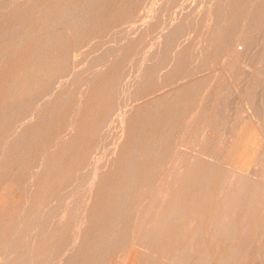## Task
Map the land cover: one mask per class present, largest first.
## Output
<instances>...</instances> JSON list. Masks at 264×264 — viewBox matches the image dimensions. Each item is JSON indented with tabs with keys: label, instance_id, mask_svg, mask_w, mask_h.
<instances>
[{
	"label": "rangeland",
	"instance_id": "obj_1",
	"mask_svg": "<svg viewBox=\"0 0 264 264\" xmlns=\"http://www.w3.org/2000/svg\"><path fill=\"white\" fill-rule=\"evenodd\" d=\"M4 1L5 0H3V2L1 1V3L3 4ZM9 1H10V3H9ZM34 1H36L35 2L36 4L34 3ZM54 1H56V0H52V2H54ZM85 1H86V4L91 2V0H90V2H89V0H64L61 2L59 0V2H60L59 6H57L55 11L52 12L51 10H52L54 5L52 2H49V0H44V1L43 0H18V1L17 0H6L4 5L6 7L8 5V7L5 9L3 15L0 16V18H1L0 19V35H1L0 36V44H1L0 45V108H1L0 112L2 113L3 111L6 110L5 111L6 113L3 112L5 115V118H4L5 125H4V128L1 129V132H0V137H1L0 138V154L3 152L2 151L3 150L2 146H4L3 144L6 145V142L8 141L7 143L10 145L13 142V140H15L14 138L18 137V136H16L18 133L16 134L15 131H19V129H23V132H25V134H24L25 138L23 137L24 140L22 141L23 145L20 147L21 150L18 151L20 155H22V153H24L22 163H24L26 166V167H24L25 169L22 170L21 174L17 176V180L20 182L19 183L13 182L8 177H6V178H4V180H5L4 184L5 185H2L3 187L0 189V202L1 201L11 202V201H14L11 199L18 198V199H20L18 201L21 202L23 205L26 204L27 208H28V210L23 215L22 221L20 219L19 214L15 215L13 213H10L7 215V217H9L10 220L12 218H14V221H12V224L14 222V225H9L5 229L4 232L6 234H13L11 239H16V241H17L16 247L18 249L21 247L23 249V248H25L26 245H30L32 243L31 238L36 233H41V232L51 233L53 230H56L57 227L60 228L59 229L60 231L65 232L66 235H69L70 233L71 234L72 233H75V234L81 233L83 235L86 231L94 230L97 233H102V236H100V235H98V236L101 237V240H103V237H105L106 233L112 232V231L116 232V229L113 230L114 220L112 219V217H114V216H112V214H111L112 212L115 213L116 210H117L116 212H119L118 213L119 216L123 217L122 218L123 220L119 223L120 227H122L121 232H123L124 229L127 230V228H124V227H125V225H128V223L126 224V221H124V220H127V217L131 214V212L133 210L139 209V207H138L139 205L137 204V200H132V198H131L132 193H129L128 195L124 196V193L122 192V188H124V190L126 189V186H125L126 181L122 180L124 172L123 173L121 172V170L123 169V166H122L123 157L127 155V157L129 158L130 157L129 151L138 145V143H135L133 138H134V133H135L136 129L138 131L140 117L143 115L144 110L146 109L145 107L149 104L153 105L155 102H152V101L159 99V97H162V95L169 96L171 93L176 94L177 91H179L181 87H182L181 89H184V87H185V89H187L189 94H190L189 97L187 98V104H189L191 106L199 105V102L205 97V95L210 97V94H213V97L216 98V103H215L214 107L219 106V108H223L222 113L225 112V114L223 113L222 116L220 118H218V120L221 119L220 120L221 123L218 122V125L215 127V136L217 138H220V134H222L224 132L223 133L224 135H222V136H224L226 138L225 145L222 146V148H221L222 150L219 153H222L225 151L223 153V155H224L226 153L225 149L227 147H229V145H227V144L230 143V141L232 142L233 139L234 140L236 139V143H237V141H239V137H242V138H244V140L246 139V142L250 145L247 148H240L239 150H237L238 156H240L241 153H242V155H245V153L248 154L247 163L251 164V165H248V167L250 168L249 169L250 173L252 175H254V177L257 176V174H259V171L261 170V168L264 170V161H263L264 160V156H263V154H264V96L262 94V92L264 93V41H262V40H264V39L259 38V37H262L263 32H264V19H263V17H264V9H263L264 8V0H258V1L257 0L256 1H253V0L250 1L249 0L250 2L248 0H227L229 2H227L226 0H218L220 3H218L216 0L215 1L212 0L213 2L211 0H203V1L202 0H200V1L194 0V2H193V0H191V2H190V0L189 1H187V0H132V1L131 0H114V1L113 0H98L97 4H95V5H93V3H90L94 7L91 5L84 4ZM152 1H155V2H152ZM185 1L187 4L184 3ZM204 1H207V2H204ZM208 1H210V2H208ZM231 1H232V3L235 2L234 4L236 5V7L234 4L231 3ZM181 2H182V4H181ZM192 2H193V4H191ZM224 2H226V3H224ZM258 2H259V4H258ZM63 3L64 4L66 3V4L64 5ZM144 3H145V6H144ZM152 3H154L155 5ZM206 3H207V5H206ZM229 3H231L232 5ZM183 4L184 5L186 4V5L183 7ZM200 4H202V5H200ZM215 4H216V6H215ZM252 4L254 5L253 6L254 10L252 9ZM226 5H228V6H226ZM233 5H234L235 9H233ZM16 6H17V8H15ZM78 6L79 7L82 6L83 9L79 8ZM199 6H200V8H199ZM205 6H206V8H205ZM223 6L225 7V9H223L224 8ZM12 7H14V8H12ZM153 7H155V8H153ZM181 7H182V9H181ZM190 7L192 9H190ZM45 8H46V10H49V13H50V11L52 13H50V14L48 13L49 15L43 13ZM75 8H77V9H75ZM86 8L87 9L89 8L88 11H86ZM188 8H189V10H188ZM255 8H257V9L255 10ZM17 10L19 12H21V11L25 12V14L22 17H20V19L18 21L10 19L8 14H11L13 12H17ZM69 10L71 12H73L74 10L75 11L71 15V12ZM84 10H85V13L83 12ZM177 10L180 12H178ZM181 10H183L184 12ZM205 10H206V14L204 12ZM240 10H243V11H240ZM39 11L42 13H40ZM64 11H66V12H64ZM151 11H152V13H151ZM187 11H192V12H188V15H187V13H186ZM220 11H222V13ZM224 11H226V12H224ZM78 12L82 13L83 16L81 14V17H80V14H77ZM223 12H224V14H223ZM255 12H256V14H254ZM146 13H147V15H145ZM154 13H155V16L153 15ZM237 13L239 16L237 15ZM41 14L44 16V18ZM67 14L69 15V17L67 16ZM148 14H150V15H148ZM162 14H164V15H162ZM181 14H184V15L182 16ZM37 15H40V17H42L43 20H42V18H39V16H37ZM54 15H56V16H54ZM63 15H65V16H63ZM75 15L78 18H80L81 20L77 18L79 20L78 21L76 19ZM173 15H174V17H173ZM175 15H176V17H175ZM178 15H181V16H178ZM205 15H207V16L205 17ZM235 15H237V16H235ZM252 15L253 16L255 15L254 20H253ZM256 15L258 18H255ZM153 16H154V18H153ZM184 16H185V18H184ZM213 16H215V17H213ZM220 16H221V18H219ZM49 17H50V19H49ZM74 17H75V19H74ZM177 17H179V18H177ZM186 17H188L190 19H188ZM36 18H37V20H36ZM105 18H107V19H105ZM180 18L181 19L183 18L184 20L182 19V21H180L181 20ZM72 19L75 20L74 23L72 22L73 21ZM195 19H196V21H195ZM219 19L222 20L223 22L220 21ZM1 20L4 21L3 26H2ZM56 20H57V22H56ZM103 20H105V21H103ZM168 20H169V23H168ZM190 20L192 21L193 28L196 30L198 29L197 30L198 33L196 32V30L194 32L193 28L191 30L192 25H191V23L189 24V22H191ZM209 20H211V21H209ZM215 20H216V22H215ZM5 21H6V23H5ZM38 21H41V22H38ZM109 21H110V23H108ZM166 21H167V23H166ZM170 21H171V23H170ZM176 21H178L180 23H178ZM204 21H205V23H204ZM238 21H239V23H238ZM260 21H261V23H260ZM53 22H55L57 24H55ZM62 22H64L66 25H64ZM68 22H69V25H68ZM70 22L73 23L72 26H71ZM132 22H134V23L138 22V23H136L137 25H135V24H132ZM175 22L177 24H173V25H176V27L177 26H179V27L176 28L175 26H171L172 23H175ZM186 22L188 23V25ZM41 23H42V25H40ZM214 23H215V25H212ZM259 23L261 24V26ZM23 24H25V25H23ZM61 24H62V26H61ZM76 24H78V25H76ZM232 24H234V25H232ZM21 25H23V26H21ZM167 25L171 26V27L169 26L170 27L169 30H167L168 29ZM186 25H187V27H186ZM249 25L250 26L252 25V26L250 27ZM6 26H8V27L6 28ZM52 26H53V28L51 29ZM134 26L136 27L135 29L133 28ZM243 26L246 29V32H244L242 37H240V38H238V36L236 35V42L233 44L232 47L228 46L227 41H229L230 35L234 34L232 32L234 30H236V34H237L238 31ZM44 27H46V28H44ZM164 27H166L165 28L166 30L164 29ZM211 27H212V29H210ZM232 27H234V28H232ZM262 27H263V29H262ZM116 28L117 29L120 28V29L117 30ZM139 28H140V30H139ZM180 28H181V30H180ZM184 28H187V30L186 29H185L186 31L183 30V33H184V36H183L181 31ZM203 28H205V29L203 30ZM237 28L239 30H237ZM4 29L6 30V34L3 35L2 32H5ZM126 29H128V30H126ZM38 30H40V31H38ZM138 30H139V32H138ZM160 30H162L161 33L159 32ZM170 30L172 31V33L171 32L169 33ZM212 30H213V32H212ZM227 30H228V32H227ZM252 30H254V31H252ZM52 31L54 32L55 35L51 34V33H53ZM114 31H115V33H114ZM35 32H36V34H34ZM178 32L179 33L181 32V34H179ZM27 33H29V34H27ZM78 33H80V34H78ZM135 33H136V35H133ZM185 33H186V37H185ZM223 33L225 36H223ZM50 34L53 35L52 38H54V40L51 38ZM162 34L164 35V37H162L163 36ZM173 34L176 35L175 38H174ZM97 35H99V36H97ZM116 35H118V36H116ZM126 35H127V38H126ZM131 35H133V36H131ZM180 35H182V37ZM22 36H24V37L20 38ZM46 36H50L49 37L50 39L49 38L47 39ZM112 36L114 38H112ZM157 37H159L160 39H157ZM165 37H167L168 39ZM211 37H213L214 40ZM44 38H45V40L49 41V43L52 42V43H50L51 45L48 44L47 42H45ZM177 38H178L179 42L177 40L175 41V39H177ZM262 38H264V36ZM17 39H19V40L23 39L22 42H21V40L18 41L20 43V45H18L19 43L17 42ZM113 39H115V40H113ZM225 39H227V41ZM243 39H244V42H243ZM91 41H92V43H91ZM154 41H155V43H154ZM159 41H160V43H159ZM172 41L174 44H172ZM209 41H210V43H209ZM6 42H8V43H6ZM184 42H186V43H184ZM240 42H242V43H240ZM109 43H110V45H108ZM119 43H121V44H119ZM151 43H152V45H151ZM157 43H159L158 44L159 47L157 46ZM180 43H183V44H180ZM112 44L116 45V46L113 47ZM117 44H119V45H117ZM171 44H172V47H170ZM178 45H179V47H178ZM235 45H237V46H235ZM249 45H251L252 47ZM47 46L49 48H47ZM195 46H197L198 48L197 47L195 48ZM245 46H247V48ZM248 46H249V48H248ZM111 47L113 49H111ZM156 47H158V48H156ZM101 48L104 49L103 51H101L103 54H101L99 52L101 50ZM178 48H179V51H178ZM94 49H95V51H94ZM105 49H108V50H105ZM151 49H153L154 51L153 50L151 51ZM174 50H176V51L174 52ZM220 50H221V52H219ZM233 50H234V52L236 51V57H234L233 59L227 60V57L229 58L231 56L230 53H232ZM251 50H252V52H250ZM105 51H106V53H104ZM107 51L109 54H107ZM162 51L163 52L165 51V52L163 53ZM147 52H150L149 54H151V55L150 56L147 55ZM151 52L153 54L156 52L157 57H156V54L153 55ZM161 52H162V55H161ZM196 52H198V53H196ZM243 52H244V56H243L244 59H242L243 58L242 57ZM94 53L95 54L97 53V54L95 55ZM93 54L95 55L96 58L94 57ZM144 54H146L145 55L146 57L144 56ZM98 55H100V57ZM176 55L178 56L177 59L175 58V57H177ZM195 55H196V57H194ZM73 56H74V58H73ZM84 57H86V58H84ZM75 58H76V60H75ZM88 58H89V60H87ZM151 58L153 61L151 60ZM2 59H3V61H2ZM105 59L106 60L109 59L110 61L109 60L106 61ZM157 59H159V60H157ZM145 60H147V61H145ZM1 61H2V63H1ZM13 61H17V64L15 65ZM84 61H85V63H84ZM87 61H88V63H87ZM93 61H96V62H93ZM101 61H103L105 63L103 64V62H101ZM226 61H229V62H227V69H226V67L225 68L223 67V65L224 66L226 65V63H225ZM81 62H82V64L84 63L85 65L83 64L82 67H80V69H79L78 67L81 65ZM91 62H93V63H91ZM107 62H109V63L107 64ZM171 62H172V64H171ZM140 63H141V65H140ZM106 64H107V66H105ZM35 65H36V67L37 66H43V69H42L43 71H40V73H36V71L33 70L34 69L33 66H35ZM133 65H135V66H133ZM213 65L215 68L213 67ZM15 66L20 72V79H19V82L16 83V88H17L16 93H15L16 98L14 99V100H16V102L14 103V100H13V74H11V73L13 72V70L16 69ZM84 66H85V68H84ZM86 66H87V68H86ZM103 66H104V68H103ZM140 66H142V68ZM88 67H90V68H88ZM76 68H77V70H76ZM81 68H83V69H81ZM100 68H103L102 71ZM223 68L227 71V74L225 71V74H226L225 77H223L222 75L221 76L219 75L220 71L221 72L224 71ZM69 69H70V73H73V74L69 73ZM244 69H247L248 71L250 70L249 73L246 71L247 75H248L247 78H245L246 80L243 78L244 76L246 77V72ZM81 70H83L84 72ZM97 70L99 71V73ZM235 70H236V72H235ZM75 71L77 73H75ZM67 72L69 73L68 75H66ZM141 72L142 73L144 72L145 74H142ZM159 72L161 74H159ZM215 72H216V74H215V79H214V73ZM62 73H64V74H62ZM78 73H79V76L77 75ZM91 73H93V74H91ZM96 73H98V75ZM170 73H172V74H170ZM257 73H259V74H257ZM136 74H138V75H136ZM211 74H212V77H211ZM70 75L72 77H70ZM90 75H92L93 77ZM139 75H141L142 77ZM227 75H229V76L227 77ZM241 75H242V77H241ZM256 75H259L260 77L256 76ZM24 76H25V78H24ZM60 76H62V77L64 76V80L66 82H67L66 78L69 77L67 84L64 80H61L63 78ZM254 76H256V78ZM262 76H263V78H262ZM135 77L138 80L137 79L134 80ZM193 77H194V79H193ZM252 77L255 79H252ZM188 78L190 79V81H188L189 80ZM203 78H204V80H203ZM239 78H241V79L243 78V80L241 81V80H239ZM220 79H223V80H220ZM251 79L253 80L252 82H250ZM56 80L57 81L59 80V81L57 82ZM60 80L62 82H60ZM133 80H134V82H132ZM218 80H220V82ZM256 80H257V82H255ZM260 80L262 82H260ZM53 81H54V83H53ZM178 81H179V83H178ZM239 81H241V82H239ZM59 82L62 84H60ZM86 82H87V84H86ZM120 82H122V83H120ZM126 82H127V84L125 85ZM197 82H198V84H197ZM42 83H43V85H42ZM228 83L230 85V86L228 85L229 88L231 89V87H232L231 90H232L233 94H231V95H229V94L232 92H231V90L229 91V88L226 85ZM178 84H180V85H178ZM242 84L244 85V87L242 86ZM248 84H249V87L247 86ZM252 84H254V85H252ZM62 85L63 86L65 85V86L63 87ZM172 85H174V86H172ZM224 85L227 86V89L225 88L226 90L224 89ZM257 85H260V86H257ZM55 86H59L58 87L59 89ZM130 86H133V87H130ZM233 86H235V88ZM240 86H242L243 88ZM51 87H53V88H51ZM213 87H215V88H213ZM250 87H252L251 90H250ZM165 88H168L169 90L165 89ZM212 88L214 89L213 92H212ZM222 88H223V90H222L223 93L220 90ZM47 89H48V91H47ZM129 89H131V90H129ZM133 89H135V90H133ZM161 89H165V90H161ZM197 89H199V90H197ZM208 89H209V91H208ZM240 90H242V92ZM62 92H63V94L61 95L60 93H62ZM116 92H118V93H116ZM205 92H206V94H205ZM220 92H221V94H220ZM41 93L42 94L44 93V94L42 95ZM239 93L240 94L242 93V96H243L242 98H241V95L238 98L237 95H239ZM35 94H36V96H35ZM155 94H157V95H155ZM244 94H245V96H244ZM33 95L35 97H33ZM60 95L62 97V99H61L62 102L59 101ZM222 95H223V97H221ZM248 95L249 96L251 95V96L248 97ZM46 96H47V99L45 100L44 97H46ZM48 96L50 97V99ZM80 96H81V98H80ZM27 97H29L30 99ZM66 97H67V99H66ZM146 97H148V98H146ZM43 98H44L45 102L44 101L42 102L40 100V99L43 100ZM243 98L245 101L242 100ZM84 99L87 100L88 105L84 106L83 101H82ZM117 99L120 101H118ZM250 99L253 100V101H251V103H250ZM33 100H35L34 101L35 104H34ZM121 100H123V101H121ZM141 100H143V101H141ZM219 100L222 101L223 105L220 104L221 102ZM19 101H22V102L25 101L26 103L28 102L30 105L31 104L32 105L31 106L29 105L30 107H27L28 104L26 105L25 102L20 104L21 102H19ZM248 102H249V104H248ZM134 103H136L137 105ZM8 104L9 105L11 104L12 106L10 105L11 106L10 107ZM13 104H15L16 106H19V107L16 108V106L15 105L13 106ZM126 104H128L129 106ZM216 104H217V106H216ZM256 104L258 105V108H256ZM42 105H43V107L41 108ZM48 105L50 106L49 112H47L44 109ZM251 105L256 109H259V113H261V111H262V113H261L262 115L260 114L261 115L260 119L257 118V113H258L257 111L258 110L256 112L253 111L254 108ZM5 106H6V108H5ZM117 107H119L120 109ZM122 107L125 110H123ZM249 107H250V110H249ZM23 108H25V109H23ZM9 109H10V111H9ZM131 109H132V111H131ZM164 109H165V105H162L159 107L158 112L159 113L163 112ZM24 110H25V112H24ZM44 110H45V112H44ZM214 110H216V109H214ZM37 112H38V114H37ZM90 112H92V113L89 114ZM118 112H120V114ZM251 112H253V113H251ZM254 112H255V115H254ZM16 113H17V115H16ZM46 113L50 114V115L48 116ZM71 113H72V115H71ZM232 113H235L236 116H234V114L232 116ZM118 114H119V116H118ZM248 114H249V116H248L249 119L246 118L247 116L245 117V115H248ZM123 115L127 117V122L125 123V125L122 123ZM250 115H252V117ZM71 116H72V118H71ZM233 117H235V118H233ZM27 118H29V119H27ZM112 118H114V119H112ZM252 118L253 119L255 118L256 120L258 119L257 120L258 123L255 122V119L253 120ZM21 119H22V124H19V123H21ZM42 119L44 120V122ZM113 120H114V122H113ZM222 120H223V122H222ZM244 120H245V122H244ZM259 120H260V122H259ZM25 122H28V124L27 123H26L27 125L24 124ZM29 122H30V124H29ZM45 122H47V123H45ZM69 123H71V125H69ZM243 123L245 125H243ZM23 124H24V127L22 126ZM45 125H46V129H43V127ZM119 126H120V128H119ZM240 126H241V128H240ZM107 127H108V129H107ZM257 127H260L261 129H259ZM15 128H16V130H14ZM33 128H37V135H36L37 139L34 138L35 141L33 139L31 141H29L30 140L29 139L30 134H28L29 131H27V130L31 129V131H32ZM117 129H118V131H116ZM193 129H194V132H191V136L188 139H190L193 136L195 137V135H197V134H195V133H197L195 126L193 127ZM44 130H46V131H44ZM103 130H106V131L102 132ZM26 131H27V133H26ZM137 131H136L135 136H137V134H138ZM105 132H107V133L104 134ZM117 132H118V134H117ZM220 132H222V133H220ZM13 133L15 134V136ZM115 133H116V135H115ZM122 133H124V136ZM198 133H200V132H198ZM104 135H105V138H103ZM75 137L78 138L77 140H79V141H77V144L75 145V150L77 151V153L65 155V157L62 159L63 164H61L62 160L58 164H54V161L59 160V156H60V153L58 152V150L60 148H56V147H58V146H56V143L60 139L62 142L68 143V142H71L73 140V138H75ZM113 137H114V140H113ZM232 137H234V138H232ZM107 138H108V140H107ZM4 139H5V141H4ZM64 139H65V141H64ZM229 139H230V141H229ZM119 141H120V143H119ZM99 144H100V147H99ZM106 144H108V145L106 146ZM112 144H113V146H112ZM190 145L187 144L186 147H184L186 151L191 150L188 153H191L193 150H194L193 152L195 153L196 149L202 148V152L204 153V155L206 157L210 158L207 155L206 150H204L203 146L200 148V145H198V144H195V146L194 145L190 146ZM34 146H35V148H34ZM50 147H52V152H53L51 161L54 164V166L51 165L52 166L51 169H50L51 166H48L47 168L44 166L45 165L44 160H43L44 158H42V157H44L43 154L46 151H49L48 149ZM98 148H99V150H98ZM53 149H54V151H53ZM199 149L197 150L198 152H199ZM219 149H220V147H219ZM256 150H257V153L255 154ZM104 152H105V154H104ZM193 152L191 154H194ZM198 152H196L195 154H197ZM27 153L29 154V156L27 155ZM110 154H111V156H110ZM213 155H214L213 158L216 159L217 155H218L217 151L214 152ZM40 156H41V158H40ZM74 158H76L75 162H74ZM261 158H262V160H261ZM90 159H91V161H90ZM20 161H21V158H20ZM35 164H36V166H34ZM98 164L100 166H98ZM88 165L90 166V168ZM95 165H97V167ZM39 166H41L42 168ZM37 167H38V169H37ZM52 170L55 171L54 174H52ZM84 170H86V173ZM80 172H82V174ZM95 172L97 174H99L98 179L95 182L97 184L95 186V188H98V189L93 191V196H92V195H90L91 191H89V189L91 188L90 186L93 184V181H91V180H92ZM76 176H78V177L76 178ZM33 177L34 178L36 177V179H33ZM89 179H91V180H89ZM34 180H35L34 189L37 188L38 185L40 187H43V185H44L45 191L43 192V190L41 188L40 192L39 191L34 192L33 194H30V197L29 196L25 197V193H28L30 191L31 184L33 183ZM75 183H77V184H75ZM114 186L115 187L117 186L118 189H121V194L123 197H125V201L121 200V201H119V204H120V206H122L121 204L123 203L124 206L126 205L125 207L123 206V207L119 208L120 207L119 206L117 209H115V203H116L115 196L112 195V200H111V189ZM17 189L19 190V192H17ZM65 194H66L67 198L65 197ZM17 195H20V196H17ZM73 198H74V200H72ZM80 199H82V200H80ZM53 203H55V204H53ZM66 203L68 204L67 207H66V205H67ZM80 205H82V206L80 207ZM94 205L96 206V208L95 209L93 208L92 209L93 211H91V207ZM83 206H84V208H83ZM64 207H65V209H64ZM71 207H73V208H71ZM44 209H46V210H44ZM48 209H50V211ZM82 209H83V211H82ZM131 209H132V211H131ZM84 210H85V213H84ZM129 211H131V212H129ZM14 215H15V217H14ZM63 215H65V216H63ZM41 216H43V217H41ZM61 216H62V218L64 217L63 220H62ZM85 216H87L88 218L85 219L84 221H82ZM59 217L61 218V221H60ZM104 218H106V219L104 220ZM18 219H19V221H18ZM86 220H87V222H85ZM40 221H42V222L40 223ZM23 222H25L24 225H23ZM81 222H83V224ZM110 223L112 224V226L110 225ZM24 226H25V229H23ZM78 226H80V228ZM47 228H48V230H47ZM262 228L264 231V222L262 223ZM107 229H109V231ZM30 235H32V236H30ZM14 236H16V237H14ZM1 239H4V240H1ZM1 239H0V259L3 260L2 253H4L5 250H7L8 248H12V246L9 247V239L8 238H2L1 237ZM124 241L125 242L127 241V242L126 243L123 242L120 245V248H117V245L113 246L111 244V248L106 247V248L99 249L100 254H102L104 252L103 253V259L104 260L102 262H100V264H146V259L143 257V254H142L143 250H141L140 247L134 246V244L130 240L129 236L125 237ZM4 242H6V243L4 244ZM62 248L68 249L66 244L62 245ZM3 250H4V252H3ZM257 251H258L260 258L254 259L252 262H250L248 264H263L264 263L263 262L264 261V254H263L264 253V240L261 242L260 245L257 246L256 253H257ZM58 255L61 256L62 253L61 254L59 253ZM261 255H263V256H261ZM261 258L263 260L262 263H261ZM49 259L50 260H49L48 264H61L62 263L60 261H59L60 263L58 261H57V263H55L56 262V261H54L55 259L54 260L51 258H49ZM259 261H260V263H259ZM47 262H48V260L46 262H44L43 264H47ZM91 262H92V260L91 261L86 260L85 264L91 263Z\"/></svg>",
	"mask_w": 264,
	"mask_h": 264
},
{
	"label": "bare ground",
	"instance_id": "obj_2",
	"mask_svg": "<svg viewBox=\"0 0 264 264\" xmlns=\"http://www.w3.org/2000/svg\"><path fill=\"white\" fill-rule=\"evenodd\" d=\"M1 1L3 2V0H0V16L3 15L5 9L7 7L4 5V3L2 4ZM18 1V0H17ZM44 1V0H43ZM64 1V0H60ZM98 0H89L90 3H93V5L97 4ZM114 1V0H113ZM132 1V0H131ZM189 1V0H187ZM196 1V0H195ZM200 1V0H199ZM198 1V2H199ZM203 1V0H202ZM212 1V0H211ZM215 1V0H214ZM218 3H220L218 0H216ZM227 1V0H226ZM249 1V0H248ZM251 1V0H250ZM249 1V2H250ZM256 1V0H253ZM258 1V0H257ZM16 2V1H15ZM36 1H34L35 3ZM49 2H52V0ZM59 0H56L53 3V8H52V12L55 11V9L57 8V6H59L60 4ZM155 2V1H152ZM161 2V1H160ZM191 2V0H190ZM194 2V0H193ZM193 2L191 4H193ZM207 2V1H204ZM210 2V1H208ZM213 2V1H212ZM222 2V1H221ZM229 2V1H227ZM10 3V1H9ZM19 3V2H18ZM90 3L86 4V1L84 4L86 5H91ZM172 3V2H171ZM186 3V1L184 2ZM189 3V2H188ZM217 3V4H218ZM226 3V2H224ZM232 3V1H231ZM229 3V4H231ZM235 3V2H234ZM232 3V4H234ZM256 3V2H255ZM12 4V3H11ZM36 4V3H35ZM34 4V5H35ZM64 4V3H63ZM66 4V3H65ZM64 4V5H65ZM83 4V5H84ZM154 4V3H152ZM157 4V3H156ZM182 4V2H181ZM187 4V3H186ZM185 4V5H186ZM197 4V3H196ZM231 4V5H232ZM259 4V2H258ZM13 5V4H12ZM63 5V6H64ZM74 5V4H73ZM81 5V4H80ZM91 5V6H93ZM104 5V4H103ZM155 5V4H154ZM183 4V7L185 6ZM202 5V4H200ZM207 5V3H206ZM212 5V4H211ZM235 5V4H234ZM233 5V9H235ZM18 6V5H17ZM17 6L15 8H17ZM45 6V5H44ZM85 6V5H84ZM131 6V5H130ZM145 6V3H144ZM153 6V5H152ZM159 6V5H158ZM195 6V5H194ZM216 6V4H215ZM225 6V5H224ZM223 6V7H224ZM228 6V5H226ZM248 6V5H247ZM253 4H252V9H253ZM257 6V5H256ZM10 7V6H9ZM38 7V6H37ZM74 7V6H73ZM79 7V6H78ZM87 7V6H86ZM94 7V6H93ZM157 7V6H156ZM178 7V6H177ZM14 8V7H12ZM40 8V7H39ZM64 8V7H63ZM79 8H82L79 7ZM78 8V9H79ZM130 8V7H129ZM155 8V7H153ZM152 8V9H153ZM165 8V7H164ZM200 8V6H199ZM206 8V6H205ZM209 8V7H208ZM244 8V7H243ZM259 8V7H258ZM38 9V8H37ZM67 9V8H66ZM65 9V10H66ZM77 9V8H75ZM83 9V8H82ZM89 9V8H88ZM88 9L86 8V11H88ZM98 9V8H97ZM180 9V8H179ZM182 9V7H181ZM190 9H192L190 7ZM225 9V7L223 8ZM247 9V8H246ZM251 9V8H250ZM257 8H255L256 10ZM264 9V8H263ZM262 9V10H263ZM12 10V9H11ZM46 10V8H45ZM43 13L48 14L49 10H46ZM126 10V9H125ZM145 10V9H144ZM189 10V8H188ZM207 10V9H206ZM206 10L204 11L206 14ZM254 10V9H253ZM50 11V13H52ZM70 11V10H69ZM75 11V10H74ZM71 12V15L72 13ZM77 11V10H76ZM80 11V10H79ZM93 11V10H92ZM149 11V10H148ZM158 11V10H157ZM178 11V10H177ZM183 11V10H181ZM186 11V10H185ZM197 11V10H196ZM199 11V10H198ZM243 11V10H240ZM259 11V10H258ZM40 12V11H39ZM66 12V11H64ZM85 13V10L83 11ZM180 12V11H178ZM184 12V11H183ZM188 12H192V11H187V15ZM211 12V11H210ZM222 13V11H220ZM226 12V11H224ZM223 12V14H224ZM254 12V11H253ZM6 13V12H5ZM42 13V12H40ZM49 13V14H50ZM152 13V11H151ZM156 13V12H155ZM155 13L153 14L155 16ZM163 13V12H162ZM182 13V12H181ZM185 13V14H186ZM25 14V12H19L17 10V12H13L11 14H8L9 18L12 20H19L20 17H22ZM39 14V13H38ZM48 14V15H49ZM54 14V13H53ZM64 14V13H63ZM81 14L82 13H77ZM140 14V13H139ZM174 14V13H173ZM177 14V13H176ZM227 14V13H226ZM232 14V13H231ZM243 14V13H242ZM256 14V12L254 13ZM42 15V14H41ZM52 15V14H51ZM66 15V14H65ZM63 15V16H65ZM147 15V13L145 14ZM150 15V14H148ZM152 15V14H151ZM164 15V14H162ZM182 16L184 14H181ZM178 15V16H181ZM238 15V13H237ZM235 15V16H237ZM245 15V14H244ZM251 15V14H250ZM30 16V15H29ZM40 17V15H37ZM36 16V17H37ZM43 16V15H42ZM56 16V15H54ZM62 16V17H63ZM67 16L69 17V15L67 14ZM66 16V17H67ZM76 16V15H75ZM83 16V14H82ZM87 16V15H86ZM153 16V18H154ZM193 16V15H192ZM195 16V15H194ZM207 15H205L206 17ZM211 16V15H210ZM224 16V15H223ZM229 16V15H228ZM227 16V17H228ZM239 16V15H238ZM253 16V15H252ZM255 16V15H254ZM254 16H253V20H254ZM28 17V16H27ZM174 17V15H173ZM176 17V15H175ZM203 17V16H202ZM212 17V16H211ZM210 17V18H211ZM215 17V16H213ZM244 17V16H243ZM242 17V18H243ZM44 18V16H43ZM42 18V20H43ZM52 18V17H51ZM78 17L76 16V19ZM179 18V17H177ZM185 18V16H184ZM188 18V17H186ZM193 18V17H192ZM221 18V16L219 17ZM233 18V17H232ZM235 18V17H234ZM239 18V17H238ZM249 18V17H248ZM255 18H258L257 15ZM1 19V18H0ZM48 19V18H47ZM50 19V17H49ZM61 19V18H60ZM75 19V17H74ZM80 19V18H78ZM77 19V20H78ZM85 19V18H84ZM90 19V18H89ZM88 19V20H89ZM107 19V18H105ZM143 19V18H142ZM164 19V18H163ZM170 19V18H169ZM181 19V18H180ZM183 19V18H182ZM182 19L180 21H182ZM190 19V18H188ZM205 19V18H204ZM213 19V18H212ZM211 19V20H212ZM226 19V18H225ZM252 19V18H251ZM264 19V17H263ZM262 19V20H263ZM37 20V18H36ZM41 20V19H40ZM69 20V19H68ZM73 20V19H72ZM81 20V19H80ZM144 20V19H143ZM172 20V19H171ZM175 20V19H174ZM184 20V19H183ZM209 20V21H211ZM218 20V19H217ZM220 20V19H219ZM236 20V19H235ZM243 20V19H242ZM246 20V19H245ZM249 20V19H248ZM24 21V20H23ZM79 21V20H78ZM87 21V20H86ZM105 21V20H103ZM151 21V20H150ZM189 21V20H188ZM191 21V20H190ZM196 21V19H195ZM206 21V20H205ZM204 21V23H205ZM213 21V20H212ZM222 21V20H220ZM241 21V20H240ZM258 21V20H257ZM2 22V26L4 24V21L1 20ZM41 22V21H38ZM57 22V20H56ZM73 23L75 22V20L72 21ZM71 23V26L73 25V23ZM77 22V21H76ZM141 22V21H140ZM178 22V21H176ZM172 23L171 26H175L173 24H177V23ZM216 22V20H215ZM223 22V21H222ZM6 23V21H5ZM15 23V22H14ZM13 23V24H14ZM55 23V22H53ZM60 23V22H59ZM64 25H66L64 22H62ZM110 23V21L108 22ZM107 23V24H108ZM138 23V22H136ZM136 23L132 22V24L137 25ZM144 23V22H143ZM148 23V22H147ZM164 23V22H163ZM167 23V21H166ZM169 23V20H168ZM171 23V21H170ZM180 23V22H178ZM187 23V22H186ZM185 23V24H186ZM191 23L192 25V21L189 22V24ZM194 23V22H193ZM209 23V22H208ZM239 23V21H238ZM241 23V22H240ZM251 23V22H250ZM249 23V24H250ZM255 23V22H254ZM261 23V21H260ZM259 23V24H260ZM57 24V23H55ZM79 24V23H78ZM76 24V25H78ZM82 24V23H81ZM219 24V23H218ZM236 24V23H235ZM245 24V23H244ZM252 24V23H251ZM25 25V24H23ZM21 25V26H23ZM42 25V23L40 24ZM51 25V24H50ZM53 25V24H52ZM69 25V22H68ZM128 25V24H127ZM146 25V24H145ZM166 25V24H165ZM169 25V26H170ZM188 25V23H187ZM186 25V27H187ZM212 25H215L212 24ZM222 25V24H221ZM234 25V24H232ZM253 25V24H252ZM251 25V26H252ZM20 26V27H21ZM55 26V25H54ZM57 26V25H56ZM59 26V25H58ZM62 26V24H61ZM83 26V25H82ZM168 26V25H167ZM168 26V29L171 27ZM184 26V25H183ZM196 26V25H195ZM248 26V25H247ZM250 26V25H249ZM250 26V27H251ZM261 26V24H260ZM8 26H6L7 28ZM19 27V26H18ZM50 27V26H49ZM48 27V28H49ZM81 27V26H80ZM97 27V26H96ZM122 27V26H121ZM120 27V28H121ZM132 27V26H131ZM139 27V26H138ZM143 27V26H142ZM162 27V26H161ZM179 27V26H177ZM176 27V28H177ZM257 27V26H256ZM16 28V27H15ZM24 28V27H23ZM46 28V27H44ZM53 28V26L51 27V29ZM79 28V27H78ZM118 28V29H120ZM134 29L136 28L135 26L133 27ZM132 28V29H133ZM166 27H164L165 29ZM193 28V25L191 27V30ZM206 28V27H205ZM203 28V30L205 29ZM216 28V27H215ZM234 28V27H232ZM249 28V27H248ZM255 28V27H254ZM261 28V27H260ZM50 29V28H49ZM70 29V28H69ZM117 29V28H116ZM117 29V30H118ZM131 29V30H132ZM146 29V28H145ZM173 29V28H172ZM187 28L182 29V35L184 36L183 30L186 31ZM194 29V28H193ZM212 29V27L210 28ZM228 29V28H227ZM250 29V28H249ZM263 29V27H262ZM5 30V29H4ZM43 30V29H42ZM62 30V29H61ZM115 30V29H114ZM128 30V29H126ZM140 30V28H139ZM138 30V32H139ZM166 30V29H165ZM164 30V31H165ZM181 30V28H180ZM196 29H194L195 32ZM198 30V29H197ZM196 30V32L198 33V31ZM207 30V29H206ZM233 30V29H232ZM237 30H239L237 28ZM19 31V30H18ZM40 31V30H38ZM59 31V30H58ZM162 30H160L159 32L161 33ZM189 31V30H188ZM235 31V32H234ZM230 35V39L229 41H227V39H225L228 42V46H233V44L236 42V35L238 36V38L242 37L243 33L246 32V29L244 28V26L238 31V33L236 34V30H234ZM254 31V30H252ZM34 32V31H33ZM53 32V31H52ZM61 32V31H60ZM112 32V31H111ZM127 32V31H126ZM131 32V31H130ZM144 32V31H143ZM167 32V31H166ZM172 33V31L170 30L169 33ZM181 32L179 34H181ZM191 32V31H190ZM204 32V31H203ZM213 32V30H212ZM226 32V31H225ZM224 32V33H225ZM228 32V30H227ZM3 35L6 34V30L5 32H2ZM1 33V34H2ZM51 33V32H50ZM56 33V32H55ZM59 33V32H58ZM115 33V31H114ZM177 33V34H178ZM187 33V32H186ZM186 33H185V37H186ZM223 33V36H225ZM250 33V32H249ZM29 34V33H27ZM32 34V33H31ZM36 34V32L34 33ZM49 34V33H48ZM51 34H54L51 33ZM51 38L53 37V35H51ZM80 34V33H78ZM110 34V33H109ZM127 34V33H126ZM176 34V33H175ZM203 34V33H202ZM212 34V33H211ZM55 35V34H54ZM77 35V34H76ZM133 35H136L133 34ZM131 35V36H133ZM156 35V34H155ZM161 35V34H160ZM163 35V34H162ZM167 35V34H166ZM165 35V36H166ZM174 35V34H173ZM182 35H180L182 37ZM215 35V34H214ZM233 35V36H232ZM1 36V35H0ZM50 36H46V38L48 39ZM99 36V35H97ZM110 36V35H109ZM118 36V35H116ZM120 36V35H119ZM130 36V35H129ZM179 36V35H178ZM177 36V37H178ZM207 36V35H206ZM232 36V37H231ZM264 36V32L262 37ZM14 37V36H13ZM24 36L20 37L23 38ZM45 37V36H44ZM55 37V36H54ZM73 37V36H72ZM135 37V36H134ZM160 37V36H159ZM159 37H157V39H160ZM164 37V35L162 36ZM168 37V36H167ZM165 37V38H167ZM176 37V35H174V38ZM184 37V38H185ZM215 37V36H214ZM247 37V36H246ZM262 37H259L260 39H264ZM43 38V37H42ZM74 38V37H73ZM97 38V37H96ZM112 38H114L112 36ZM127 38V35H126ZM125 38V39H126ZM145 38V37H144ZM170 38V37H169ZM179 38V37H178ZM178 38L175 39V41H178ZM206 38V37H205ZM213 40L214 38L211 37ZM210 38V39H211ZM50 39V38H49ZM54 40V38H52ZM51 39V40H52ZM156 39V38H155ZM168 39V38H167ZM183 39V38H182ZM199 39V38H198ZM21 40V39H20ZM19 39H17V42L20 41ZM23 40V39H22ZM21 40V42H22ZM43 40V39H42ZM52 40V41H53ZM107 40V39H106ZM115 40V39H113ZM174 40V39H173ZM181 40V39H180ZM200 40V39H199ZM207 40V39H206ZM11 41V40H10ZM9 41V42H10ZM44 41L47 42L48 44L52 43L47 40ZM99 41V40H98ZM111 41V40H110ZM165 41V40H164ZM174 41V42H175ZM225 41V42H226ZM264 41V40H262ZM38 42V41H37ZM153 42V41H152ZM179 42V41H178ZM177 42V43H178ZM244 42V39H243ZM8 43V42H6ZM5 43V44H6ZM19 43V42H18ZM58 43V42H57ZM88 43V42H87ZM90 43V42H89ZM92 43V41H91ZM155 43V41H154ZM153 43V44H154ZM160 43V41H159ZM157 43V46L158 44ZM176 43V44H177ZM186 43V42H184ZM210 43V41H209ZM242 43V42H240ZM17 44V43H16ZM45 44V43H44ZM47 44V45H48ZM104 44V43H103ZM121 44V43H119ZM117 44V45H119ZM172 44L173 41H172ZM172 44L170 47H172ZM183 44V43H180ZM249 44V43H248ZM247 44V45H248ZM1 45V44H0ZM14 45V44H13ZM20 45V43L18 44ZM43 45V44H42ZM51 45V44H50ZM54 45V44H53ZM75 45V44H74ZM82 45V44H81ZM110 45V43L108 44ZM113 45V44H112ZM152 45V43H151ZM209 45V44H208ZM221 45V44H220ZM116 45H113V47ZM162 46V45H161ZM199 46V45H198ZM201 46V45H200ZM227 46V47H228ZM237 46V45H235ZM251 46V45H249ZM248 46V48H249ZM46 47V46H45ZM151 47V46H150ZM159 47V46H158ZM156 47V48H158ZM174 47V46H173ZM177 47V46H176ZM179 47V45H178ZM197 46H195L196 48ZM226 47V46H225ZM247 48V46H245ZM252 47V46H251ZM39 48V47H38ZM47 48H49L47 46ZM87 48V47H86ZM110 48V47H109ZM117 48V47H116ZM152 48V47H151ZM155 48V47H154ZM153 48V49H154ZM161 48V47H160ZM198 48V47H197ZM235 48V47H234ZM7 49V48H6ZM18 49V48H17ZM76 49V48H75ZM111 49H113L111 47ZM149 49V48H148ZM151 49V51L153 50ZM168 49V48H167ZM174 49V48H173ZM177 49V48H176ZM224 49V48H223ZM252 49V48H251ZM104 49L101 48V50L99 51L101 54H103L101 51H103ZM108 50V49H105ZM150 50V49H149ZM155 50V49H154ZM153 50V51H154ZM226 50V49H225ZM246 50V49H245ZM6 51V50H5ZM38 51V50H37ZM55 51V50H54ZM82 51V50H81ZM95 51V49H94ZM125 51V50H124ZM176 50H174L175 52ZM179 51V48H178ZM190 51V50H189ZM214 51V50H213ZM239 51V50H238ZM244 51V50H243ZM247 51V50H246ZM93 52V51H92ZM163 52V51H162ZM161 52V55H162ZM165 52V51H164ZM163 52V53H164ZM194 52V51H193ZM221 52V50L219 51ZM234 52V50H233ZM230 53L231 56L228 58L229 59H233L234 57H236V51L234 53ZM252 52V50L250 51ZM249 52V53H250ZM98 53V52H97ZM96 53V54H97ZM106 53V51L104 52ZM117 53V52H116ZM124 53V52H123ZM150 52H147V55H151L149 54ZM152 53V52H151ZM159 53V52H158ZM167 53V52H166ZM198 53V52H196ZM15 54V53H14ZM95 54V53H94ZM93 54V55H94ZM95 54V55H96ZM99 54V53H98ZM107 54L108 51H107ZM153 54V53H152ZM154 54H156L157 57V53L155 52ZM153 54V55H154ZM160 54V53H159ZM174 54V53H173ZM8 55V54H7ZM13 55V54H12ZM94 55V57H95ZM114 55V54H113ZM116 55V54H115ZM146 54H144L145 56ZM248 55V54H247ZM6 56V55H5ZM100 57V55H98ZM108 56V55H107ZM110 56V55H109ZM143 56V57H144ZM160 56V55H159ZM171 56V55H170ZM177 56V55H176ZM215 56V55H214ZM244 56V52L242 57ZM246 56V55H245ZM7 57V56H6ZM66 57V56H65ZM104 57V56H103ZM113 57V56H112ZM116 57V56H115ZM139 57V56H138ZM146 57V56H145ZM196 57V55L194 56ZM201 57V56H200ZM41 58V57H40ZM74 58V56H73ZM78 58V57H77ZM86 58V57H84ZM92 58V57H91ZM96 58V57H95ZM108 58V57H107ZM110 58V57H109ZM114 58V57H113ZM142 58V57H141ZM159 58V57H158ZM167 58V57H166ZM176 59L178 58L175 57ZM246 58V57H245ZM4 59V58H3ZM2 59V61H3ZM32 59V58H31ZM37 59V58H36ZM143 59V58H142ZM195 59V58H194ZM215 59V58H214ZM244 59V57L242 58ZM76 60V58H75ZM89 60V58L87 59ZM95 60V59H94ZM98 60V59H97ZM106 60V59H105ZM104 60V61H105ZM109 59H107L106 61H108ZM138 60V59H137ZM152 60V58H151ZM155 60V59H154ZM159 60V59H157ZM165 60V59H164ZM224 60V59H223ZM222 60V61H223ZM1 61V63H2ZM110 61V60H109ZM147 61V60H145ZM153 61V60H152ZM177 61V60H176ZM231 61V60H230ZM14 64H17V61H13ZM96 62V61H93ZM91 62V63H93ZM103 62V61H101ZM115 62V61H114ZM142 62V61H141ZM164 62V61H163ZM201 62V61H200ZM214 62V61H213ZM227 62L226 61V65L223 67L227 69ZM261 62V61H260ZM57 63V62H56ZM85 63V61H84ZM83 63V64H84ZM88 63V61H87ZM105 62H103L104 64ZM109 62H107L108 64ZM143 63V62H142ZM192 63V62H191ZM207 63V62H206ZM82 62L81 65L78 67L80 69V67H82ZM107 64L105 66H107ZM146 64V63H145ZM151 64V63H150ZM160 64V63H159ZM172 64V62H171ZM204 64V63H203ZM230 64V63H229ZM85 65V64H84ZM91 65V64H90ZM141 65V63H140ZM211 65V64H210ZM244 65V64H243ZM135 66V65H133ZM143 66V65H142ZM142 66H140L142 68ZM151 66V65H150ZM171 66V65H170ZM236 66V65H235ZM67 67V66H66ZM100 67V66H99ZM98 67V68H99ZM146 67V66H145ZM211 67V66H210ZM214 67V65H213ZM212 67V68H213ZM229 67V66H228ZM248 67V66H247ZM16 68V66H15ZM14 68V69H15ZM33 70L36 71V73H40V71H43V66H33ZM85 68V66H84ZM87 68V66H86ZM90 68V67H88ZM104 68V66H103ZM103 68H100L101 71ZM140 68V69H141ZM169 68V67H168ZM167 68V69H168ZM215 68V67H214ZM223 68V72L220 71V76L222 75L223 77L226 76L227 71ZM232 68V67H231ZM246 68V67H245ZM74 69V68H73ZM83 69V68H81ZM205 69V68H204ZM210 69V68H209ZM235 69V68H234ZM77 70V68H76ZM99 70V69H98ZM97 70V71H98ZM133 70V69H132ZM136 70V69H135ZM166 70V69H165ZM245 72L247 71L249 73V71L247 69H244ZM74 71V70H73ZM80 71V70H79ZM83 71V70H81ZM94 71V70H93ZM96 71V72H97ZM226 71V74H225ZM252 71V70H251ZM84 72V71H83ZM95 72V71H94ZM93 72V73H94ZM236 72V70H235ZM247 72H246V77L244 76L243 78H247ZM69 73H70V69H69ZM68 72L66 73V75L69 74ZM75 73H77L75 71ZM81 73V72H80ZM91 73V74H93ZM99 73V71H98ZM98 73H96L98 75ZM138 73V72H137ZM142 73V72H141ZM158 73V72H157ZM261 73V72H260ZM263 73V72H262ZM13 74V100L16 98L15 93H16V83L19 82L20 79V72L19 70L16 68L15 70H13V72L11 73ZM64 74V73H62ZM61 74V75H62ZM73 74V73H70ZM131 74V73H130ZM142 74H145L144 72ZM159 74H161L159 72ZM172 74V73H170ZM215 74L214 73V79H215ZM232 74V73H231ZM259 74V73H257ZM26 75V74H25ZM79 76V73L77 74ZM138 75V74H136ZM154 75V74H153ZM192 75V74H191ZM39 76V75H38ZM65 76V75H64ZM64 76H60L64 80ZM92 76V75H90ZM127 76V75H126ZM141 76V75H139ZM229 75H227L228 77ZM232 76V75H231ZM234 76V75H233ZM259 76V75H256ZM256 76H254L256 78ZM70 77H72L70 75ZM75 77V76H74ZM93 77V76H92ZM137 77V76H136ZM135 77L134 80H136L137 78ZM142 77V76H141ZM199 77V76H198ZM197 77V78H198ZM208 77V76H207ZM212 77V74H211ZM242 77V75H241ZM260 77V76H259ZM25 78V76H24ZM57 78V77H56ZM55 78V79H56ZM68 78L67 77V82H68ZM131 78V77H130ZM140 78V77H139ZM183 78V77H182ZM196 78V77H195ZM230 78V77H229ZM228 78V79H229ZM243 78H239V80H243ZM252 77V79H255ZM263 78V76H262ZM261 78V79H262ZM54 79V80H55ZM124 79V78H123ZM181 79V78H180ZM189 79V78H188ZM194 79V77H193ZM192 79V80H193ZM210 79V78H209ZM231 79V78H230ZM233 79V78H232ZM238 79V78H237ZM250 80V82H252L253 80ZM259 79V78H258ZM60 80V82H62ZM72 80V79H71ZM134 80L132 82H134ZM138 80V79H137ZM202 80V79H201ZM204 80V78H203ZM202 80V81H203ZM208 80V79H207ZM211 80V79H210ZM223 80V79H220ZM220 80H218L220 82ZM234 80V79H233ZM232 80V81H233ZM246 80V79H245ZM57 81V80H56ZM59 81V80H58ZM57 81V82H58ZM65 81V80H64ZM73 81V80H72ZM71 81V82H72ZM127 81V80H126ZM187 81V80H186ZM190 81V79L188 80ZM187 81V82H188ZM226 81V80H225ZM230 81V80H229ZM235 81V80H234ZM233 81V82H234ZM238 81V80H237ZM239 81V82H241ZM59 82V83H60ZM66 82V81H65ZM66 82V84H67ZM131 82V83H132ZM181 82V81H180ZM207 82V81H206ZM210 82V81H209ZM249 82V83H250ZM257 82V80L255 81ZM260 82H262L260 80ZM259 82V83H260ZM54 83V81H53ZM52 83V84H53ZM122 83V82H120ZM179 83V81H178ZM182 83V82H181ZM186 83V82H185ZM205 83V82H204ZM215 83V82H214ZM62 84V83H60ZM64 84V83H63ZM72 84V83H71ZM87 84V82H86ZM127 84V82L125 83V85ZM198 84V82H197ZM258 84V83H257ZM43 85V83H42ZM56 85V84H55ZM131 85V84H130ZM177 85V84H176ZM180 85V84H178ZM188 85V84H187ZM191 85V84H190ZM209 85V84H208ZM214 85V84H213ZM227 86L229 85L226 84ZM224 85V89H227V86ZM254 85V84H252ZM60 86V85H59ZM59 86H55V87H59ZM63 86V85H62ZM65 86V85H64ZM63 86V87H64ZM88 86V85H87ZM174 86V85H172ZM215 86V85H214ZM230 86V85H229ZM228 86V88H229ZM242 86L244 87V85L242 84ZM240 86V87H242ZM249 87V84L247 85ZM251 86V85H250ZM260 86V85H257ZM47 87V86H46ZM62 87V88H63ZM75 87V86H74ZM83 87V86H82ZM133 87V86H130ZM170 87V86H169ZM168 87V88H169ZM177 87V86H176ZM188 87V86H187ZM193 87V86H192ZM235 88V86H233ZM239 87V88H240ZM242 87V88H243ZM53 88V87H51ZM81 88V87H80ZM127 88V87H126ZM165 88V89H168ZM171 88V87H170ZM182 88V87H181ZM179 91H177L176 94L171 93L169 96L166 95H162V97H159V99H156L152 102H155L153 105L149 104L147 105L144 110L143 115L140 117V122H139V126H138V131L136 129V131L138 132L137 136H135L136 131L134 133V141L135 143H138L137 146H135L134 148H132L129 151V155L130 157L128 158L127 155L123 157V162H122V166L123 169L121 170V172L123 173V177L122 180L126 181V189L124 190V188H122V192L125 195H128L129 193L131 194V198L132 200H137V204L139 205V209L137 210H133L131 209V214L127 217L126 224L128 223V225H125L123 232H121L122 227H120L119 223L123 220L122 216H119V212L115 213H111L112 219L114 220L113 223V230L116 229L115 231L112 232H108L106 233L105 237H103V240H101V237H99L98 235L102 236V233H97L94 230L91 231H86L83 235L81 233L75 234V233H70L69 235H66L65 232L60 231L57 226L56 230H53L51 233H46V232H41V233H36L31 239L32 243L30 245H26L25 248L22 249L21 248H17L16 247V239H11L13 234H6L4 231L5 229L9 226V225H14V222L12 224V221H14V218H12L10 220L9 217H7L8 214L13 213L15 215L20 216L21 221L23 220V215L24 213L28 210L27 205L26 204H22L21 202H19L18 198H13L11 200V202H5V201H1L0 202V239L2 238H8L9 239V247L12 246V248H8L7 250H3L4 253H2V259H0V264H43L44 262H47V264L49 263V258L51 259H55L54 261H56L55 263H57V261L62 262L61 264H85L86 260L91 261V263H87V264H100V262H102L103 259V253L100 254L99 249L102 248H111V244L117 245V248H120V245L125 242V237L129 236L130 240L133 242L134 246L136 247H140L143 254V257L146 259V264H248L250 262H252L254 259L260 258L258 251L256 253V249L257 246L261 244V242L264 240V231L262 228V223L264 222V170L261 168V170L259 171V174H257V176L254 177V175H252L250 173V168L248 167L247 163V158H248V154L245 153V155H241L238 156L237 154V150H239L240 148H247L250 144H248L246 142V139L244 140V138L239 137V141H237L236 143V139L231 142L230 139V143H228L227 145H229V147H227L226 153L223 155V153H219L222 149V146L225 145L226 142V138L222 135H224L222 132V134H220V138H217L215 136V127L218 125V122H220V120H218V118H220L222 116V109L223 108H219V106L214 107L215 103H216V98L213 97V94H210L209 96H206L199 102V105H194L191 106L189 104H187V98L189 97V92L187 89H181ZM189 88V87H188ZM210 88V87H209ZM215 88V87H213ZM212 88V92L213 89ZM252 87H250L251 90ZM256 88V87H255ZM263 88V87H262ZM59 89V88H58ZM82 89V88H81ZM80 89V90H81ZM125 89V88H124ZM123 89V90H124ZM132 89V88H131ZM129 89V90H131ZM165 89H161V90H165ZM211 89V88H210ZM225 89V90H226ZM232 89V87H231ZM229 88V91L231 90ZM135 90V89H133ZM169 90V89H168ZM195 90V89H194ZM199 90V89H197ZM196 90V91H197ZM221 91L223 90L220 89ZM243 90V89H242ZM242 90H240L242 92ZM249 90V89H248ZM48 91V89H47ZM167 91V90H166ZM193 91V90H192ZM209 91V89H208ZM256 91V90H255ZM46 92V91H45ZM54 92V91H53ZM73 92V91H72ZM172 92V91H171ZM198 92V91H197ZM211 92V91H210ZM211 92V93H212ZM232 92V90H231ZM69 93V92H68ZM118 93V92H116ZM127 93V92H126ZM162 93V92H161ZM223 93V91H222ZM225 93V92H224ZM42 94V93H41ZM44 94V93H43ZM42 94V95H43ZM50 94V93H49ZM61 95L63 94L60 93ZM197 94V93H196ZM206 94V92H205ZM215 94V93H214ZM221 94V92H220ZM229 94V93H228ZM233 94L230 93L229 95ZM248 94V93H247ZM263 96L264 93L262 92ZM32 95V94H31ZM30 95V96H31ZM51 95V94H50ZM53 95V94H52ZM60 95L59 101H61L62 97ZM79 95V94H78ZM123 95V94H122ZM157 95V94H155ZM159 95V94H158ZM194 95V94H193ZM242 96V93L238 96V98ZM252 95V94H251ZM250 95V96H251ZM36 96V94H35ZM33 95V97H35ZM125 96V95H124ZM236 96V95H235ZM245 96V94H244ZM248 95V97H250ZM32 97V98H33ZM49 97V96H48ZM122 97V96H121ZM129 97V96H128ZM149 97V96H148ZM146 97V98H148ZM223 97V95L221 96ZM29 98V97H27ZM45 100L47 99V96L44 97ZM40 99L42 102L44 101ZM81 98V96H80ZM130 98V97H129ZM192 98V97H191ZM245 98V97H244ZM244 98L242 100H244ZM247 98V97H246ZM30 99V98H29ZM50 99V97H49ZM67 99V97H66ZM123 99V98H122ZM145 99V98H144ZM143 99V100H144ZM223 99V98H222ZM221 99V100H222ZM28 100V99H27ZM39 100V101H40ZM118 100V99H117ZM126 100V99H125ZM141 100V101H143ZM218 100V99H217ZM219 100L222 104V101ZM35 100H33L34 102ZM80 101V100H79ZM84 106L88 105L87 100L84 99L82 100ZM120 101V100H118ZM123 101V100H121ZM128 101V100H127ZM145 101V100H144ZM224 101V100H223ZM245 101V100H244ZM250 99V103H251ZM263 101V100H262ZM16 102V100H14V103ZM21 102L20 104H22L25 101H19ZM45 102V101H44ZM62 102V101H61ZM125 102V101H124ZM140 102V101H139ZM225 102V101H224ZM240 102V101H239ZM238 102V103H239ZM256 102V101H255ZM9 103V102H8ZM128 103V102H127ZM17 104V103H16ZM19 104V105H20ZM25 104L27 105V107H30L31 105L27 102H25ZM24 104V105H25ZM35 104V102H34ZM39 104V103H38ZM37 104V105H38ZM78 104V103H77ZM136 104V103H134ZM225 104V103H224ZM249 104V102H248ZM9 105V104H8ZM11 105V104H10ZM9 105V106H10ZM15 104H13L14 106ZM30 105V106H29ZM64 105V104H63ZM128 105V104H126ZM137 105V104H136ZM165 105V109L163 112H158L159 111V107ZM244 105V104H243ZM3 106V105H2ZM1 106V107H2ZM12 106V105H11ZM10 106V107H11ZM16 106V105H15ZM123 106V105H122ZM129 106V105H128ZM248 106V105H247ZM252 106V105H251ZM19 106H16V108ZM37 107V106H36ZM43 107V105L41 106V108ZM115 107V106H114ZM139 107V106H138ZM223 107V106H222ZM253 107V106H252ZM6 108V106H5ZM21 108V107H20ZM40 108V109H41ZM78 108V107H77ZM119 108V107H117ZM123 108V107H122ZM129 108V107H128ZM163 108V107H162ZM246 108V107H245ZM254 108V107H253ZM256 108H258V105L256 104ZM254 108L253 111H257V118L260 119V116L262 115V111L261 113H259V109ZM260 108V107H259ZM8 109V108H7ZM11 109V108H10ZM9 109V111H10ZM22 109V108H21ZM25 109V108H23ZM47 112L50 111V106L48 105L46 108H44ZM112 109V108H111ZM120 109V108H119ZM216 109V110H214ZM248 109V108H247ZM256 109V110H255ZM1 110V108H0ZM20 110V109H19ZM34 110V109H33ZM44 110V112H45ZM122 110V109H121ZM123 110H125L123 108ZM127 110V109H126ZM250 110V107H249ZM6 111V110H5ZM3 111V112H5ZM35 111V110H34ZM130 111V110H129ZM132 111V109H131ZM156 111V112H155ZM224 111V110H223ZM248 111V110H247ZM2 112V113H3ZM13 112V111H12ZM25 112V110H24ZM254 112V115H255ZM0 112V132L1 129L4 128L5 125V115L4 113L2 114ZM6 113V112H5ZM14 113V112H13ZM18 113V112H17ZM16 113V115H17ZM56 113V112H55ZM92 112H90L89 114H91ZM120 114V112H118ZM159 113V114H158ZM253 113V112H251ZM38 114V112H37ZM44 114V113H43ZM47 114V113H46ZM45 114V115H46ZM118 114V116H119ZM236 116L235 113H232V116ZM261 114V115H260ZM48 116L50 114H47ZM72 115V113H71ZM224 116V115H223ZM247 116V117H246ZM249 114L245 115L246 118L249 119ZM252 117V115H250ZM259 116V117H258ZM17 117V116H16ZM29 117V116H28ZM31 117V116H30ZM39 117V116H38ZM117 117V116H116ZM244 117V118H245ZM255 117V116H254ZM7 118V117H6ZM72 118V116H71ZM70 118V119H71ZM78 118V117H77ZM223 118V117H222ZM235 118V117H233ZM256 118V117H255ZM254 118V119H255ZM29 119V118H27ZM31 119V118H30ZM37 119V118H36ZM114 119V118H112ZM129 119V118H128ZM247 119V120H248ZM253 119V118H252ZM253 119V120H254ZM257 119V120H258ZM43 120V119H42ZM257 120L255 119V122H257ZM236 121V120H235ZM44 122V120H43ZM114 122V120H113ZM127 122V117L123 115V119H122V123L125 125V123ZM223 122V120H222ZM245 122V120H244ZM260 122V120H259ZM28 124V122H25L24 124ZM47 123V122H45ZM258 123V122H257ZM22 124V119H21V123ZM24 124L22 125L24 127ZM26 124V125H27ZM30 124V122H29ZM43 124V123H42ZM69 125H71V123H69ZM110 125V124H109ZM114 125V124H113ZM243 125H245L243 123ZM18 126V125H17ZM21 126V125H20ZM21 126V127H22ZM43 126V125H42ZM41 126V127H42ZM108 126V125H107ZM195 126L196 132L195 137H191L190 139H188L191 136V132H194L193 127ZM197 126V127H196ZM20 127V128H21ZM22 127V128H23ZM26 127V126H25ZM36 127V126H35ZM110 127V126H109ZM118 127V126H117ZM122 127V126H121ZM125 127V126H124ZM120 128V126H119ZM241 128V126H240ZM259 129H261L260 127H257ZM9 129V128H8ZM19 129V128H18ZM26 129V128H25ZM43 129H46V125L43 127ZM50 129V128H49ZM68 129V128H67ZM108 129V127H107ZM110 129V128H109ZM16 130V128L14 129ZM13 130V131H14ZM257 130V129H256ZM12 131V132H13ZM29 131L28 134H30V140L32 139L34 140V138L37 139L36 135H37V128H33L32 131L31 129L27 130ZM26 131V133H27ZM46 131V130H44ZM106 130H103L102 132H104ZM110 131V130H109ZM118 131V129L116 130ZM262 131V130H261ZM11 132V133H12ZM123 132V131H122ZM200 132V133H198ZM252 132V131H251ZM15 133L17 134L16 136H18L17 138H14L15 140H13V142L9 145L6 142V145L3 144L4 146H2V153L0 154V189L3 187L2 185L4 184V178L8 177L11 181L13 182H17L19 183L20 181L17 180V176L21 174L22 170H24L26 167L23 162V154L20 155L18 151H20V147L23 145V140L25 138L24 134L25 132H23V129H19V131H15ZM107 132H105L104 134H106ZM239 133V132H238ZM14 134V133H13ZM118 134V132H117ZM124 136V133H122ZM10 135V134H9ZM116 135V133H115ZM8 136V135H7ZM15 136V134H14ZM70 136V135H69ZM112 136V135H111ZM24 137V138H23ZM222 137V138H221ZM1 138V137H0ZM12 138V137H11ZM10 138V139H11ZM67 138V137H66ZM103 138H105V135L103 136ZM110 138V137H109ZM234 138V137H232ZM231 138V139H232ZM78 138H73V140L71 142L68 143H64L61 141V139L56 143V148H60L58 150V152L60 153L59 156V160H55L54 164H58L59 162H61V160L65 157V155L68 154H75L77 153V151L75 150V145L77 144V140ZM101 139V138H100ZM9 140V139H8ZM104 140V139H103ZM108 140V138H107ZM106 140V141H107ZM114 140V137H113ZM5 141V139H4ZM35 141V140H34ZM65 141V139H64ZM122 141V140H121ZM100 142V141H99ZM113 143V142H112ZM120 143V141H119ZM194 145L198 144L200 145V148L203 146L204 150H206L207 155L210 157H206L204 155V153L202 152V148L199 149V152L197 151L198 149L195 150V153L198 152L197 154H191L188 153L189 151H186L184 147H186V145ZM102 145V144H101ZM108 144H106L107 146ZM190 145V146H191ZM197 145V146H198ZM113 146V144H112ZM189 146V147H190ZM100 147V144H99ZM111 147V146H110ZM193 147V146H192ZM220 147V149H219ZM35 148V146H34ZM108 148V147H107ZM184 148V149H183ZM43 149V148H42ZM101 149V148H100ZM109 149V148H108ZM107 149V150H108ZM189 149V148H188ZM187 149V150H188ZM49 151H46L42 158H44V166L47 168L48 166H54L53 162L51 161L52 159V147H50L48 149ZM99 150V148H98ZM105 150V149H104ZM31 151V150H30ZM54 151V149H53ZM218 153L217 158L214 159L213 158V153L216 152ZM22 152V151H21ZM100 152V151H99ZM103 152V151H102ZM209 153V154H208ZM257 153V150L255 152V154ZM31 154V153H30ZM97 154V153H96ZM95 154V155H96ZM105 154V152H104ZM27 155L29 156V154L27 153ZM101 156V155H100ZM111 156V154H110ZM264 156V154H263ZM38 157V156H37ZM94 157V156H93ZM21 158V161H20ZM36 158V157H35ZM41 158V156H40ZM100 158V157H99ZM98 158V159H99ZM35 160V159H34ZM41 160V159H40ZM100 160V159H99ZM98 160V161H99ZM102 160V159H101ZM259 160V159H258ZM262 160V158H261ZM25 161V160H24ZM76 161V158H74V162ZM91 161V159H90ZM96 161V160H95ZM264 161V160H263ZM259 162V161H258ZM96 163V162H95ZM100 163V162H99ZM102 163V162H101ZM37 164V163H36ZM36 164L34 166H36ZM61 164H63V160L61 162ZM52 166L50 167V169L52 168ZM89 166V165H88ZM97 167V165H95ZM98 166H100L98 164ZM41 167V166H39ZM93 167V166H92ZM95 167V168H96ZM33 168V167H32ZM42 168V167H41ZM45 168V169H46ZM85 168V167H84ZM90 168V166H89ZM107 168V167H106ZM38 169V167H37ZM260 169V168H259ZM28 170V169H27ZM86 173V170H84ZM92 171V170H91ZM96 171V170H95ZM119 171V170H118ZM41 172V171H40ZM55 171L52 170V174H54ZM82 174V172H80ZM79 173V174H80ZM99 173V172H98ZM78 174V175H79ZM80 174V175H81ZM42 175V174H41ZM44 175V174H43ZM99 174H97L95 172L92 180L93 184L90 186L91 190L89 189V191H91L90 195L93 196V191L97 190L98 188H95V186L97 185L95 182L98 179ZM31 177V176H30ZM37 177V176H36ZM36 177L33 179H36ZM78 176H76L77 178ZM87 178V177H86ZM82 179V178H81ZM122 182V181H121ZM8 183V182H7ZM16 183V184H17ZM31 183V182H30ZM78 183V182H77ZM75 183V184H77ZM115 183V182H114ZM91 184V183H90ZM74 185V184H73ZM35 186V180L33 181V183L31 184V188L30 191L28 193H25V197H30V194H33L34 192H40V189L42 188L43 192L45 191L44 189V185L43 187H40L39 185L37 186V188L34 189ZM88 186V185H87ZM86 186V187H87ZM17 188V187H16ZM73 188V187H72ZM82 188V187H81ZM36 190V191H35ZM83 190V189H82ZM68 191V190H67ZM66 191V192H67ZM77 191V190H76ZM79 191V190H78ZM17 192H19V190L17 189ZM65 192V193H66ZM82 194V193H81ZM74 195V194H73ZM112 195L115 196V209H117L120 204L119 201L124 200L125 201V197L122 196L121 194V189H118L117 186L113 187L111 189V200H112ZM15 196V195H14ZM20 196V195H17ZM16 196V197H17ZM70 196V195H69ZM88 196V195H87ZM61 197V196H60ZM66 197V194H65ZM72 197V196H71ZM77 197V196H76ZM67 198V197H66ZM78 198V197H77ZM71 199V198H70ZM91 199V198H90ZM26 200V199H25ZM69 200V199H68ZM74 200V198L72 199ZM77 200V199H76ZM82 200V199H80ZM65 201V200H64ZM84 201V200H83ZM69 202V201H68ZM81 202V201H80ZM86 203V202H85ZM91 203V202H90ZM55 204V203H53ZM52 204V205H53ZM67 204V203H66ZM89 204V203H88ZM119 204V205H118ZM63 205V204H62ZM75 205V204H74ZM122 206H120L119 208L123 207V203L121 204ZM68 206V204L66 205V207ZM82 205H80L81 207ZM88 206V205H87ZM126 206V205H125ZM124 206V207H125ZM49 207V206H48ZM54 207V206H53ZM89 207V206H88ZM114 207V206H113ZM136 207V206H135ZM55 208V207H54ZM73 208V207H71ZM84 208V206H83ZM87 208V207H86ZM85 208V209H86ZM95 209L96 206H92L91 207V211H93L92 209ZM65 209V207H64ZM46 210V209H44ZM50 211V209H48ZM55 210V209H54ZM58 211V210H57ZM64 211V210H63ZM73 211V210H72ZM83 211V209H82ZM120 211V210H119ZM45 212V211H44ZM52 212V211H51ZM50 212V213H51ZM61 212V211H60ZM66 212V211H65ZM64 212V213H65ZM62 213V212H61ZM60 213V214H61ZM85 213V210H84ZM121 213V212H120ZM126 213V212H125ZM124 213V214H125ZM14 215V217H15ZM43 215V214H42ZM121 215V214H120ZM126 215V214H125ZM50 216V215H49ZM65 216V215H63ZM78 216V215H77ZM43 217V216H41ZM60 218V217H59ZM62 218V216H61ZM60 218V221H61ZM64 218V217H63ZM62 218V220H63ZM88 217L85 216L83 218L82 221H84L85 219H87ZM44 219V218H43ZM106 218H104L105 220ZM46 220V219H45ZM75 220V219H74ZM81 220V219H80ZM103 220V221H104ZM19 221V219H18ZM51 221V220H50ZM100 221V220H99ZM42 221H40L41 223ZM87 222V220L85 221ZM18 223V222H17ZM25 222H23L24 225ZM60 223V222H59ZM68 223V222H67ZM83 224V222H81ZM49 224V223H48ZM52 224V223H51ZM103 224V223H102ZM110 225L112 226V224L110 223ZM48 226V225H47ZM96 226V225H95ZM80 228V226H78ZM20 228V227H19ZM78 228V229H79ZM25 229V226L24 228ZM50 229V228H49ZM119 229V230H118ZM20 230V229H19ZM48 230V228H47ZM83 230V229H82ZM109 231V229H107ZM80 231V230H79ZM48 232V231H47ZM34 233V232H33ZM15 235V234H14ZM18 235V234H17ZM16 235V236H17ZM21 235V234H20ZM33 235V234H32ZM30 235V236H32ZM14 236V237H16ZM104 236V235H103ZM82 237V238H81ZM28 239V238H27ZM4 240V239H1ZM128 240V239H127ZM127 242V241H126ZM125 242V243H126ZM6 242H4L5 244ZM124 243V244H125ZM66 244V246L68 247V249H64L62 248V245ZM119 246V247H118ZM113 248V247H112ZM124 249V248H123ZM110 250V249H109ZM99 252V253H98ZM61 254L64 256H59L58 254ZM124 253V252H123ZM262 254V253H261ZM264 254V253H263ZM53 256V257H52ZM263 256V255H261ZM120 259V258H119ZM262 258H261V263H262ZM59 262V263H60ZM258 262V261H257ZM264 262V261H263ZM260 263V261H259ZM264 264V263H263Z\"/></svg>",
	"mask_w": 264,
	"mask_h": 264
}]
</instances>
